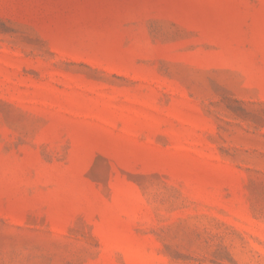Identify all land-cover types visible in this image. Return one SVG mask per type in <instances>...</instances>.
Returning a JSON list of instances; mask_svg holds the SVG:
<instances>
[{
    "label": "rangeland",
    "instance_id": "374dc122",
    "mask_svg": "<svg viewBox=\"0 0 264 264\" xmlns=\"http://www.w3.org/2000/svg\"><path fill=\"white\" fill-rule=\"evenodd\" d=\"M0 264H264V0H0Z\"/></svg>",
    "mask_w": 264,
    "mask_h": 264
}]
</instances>
